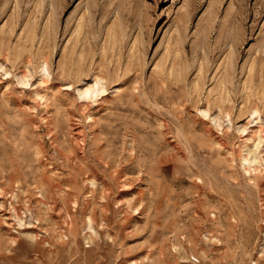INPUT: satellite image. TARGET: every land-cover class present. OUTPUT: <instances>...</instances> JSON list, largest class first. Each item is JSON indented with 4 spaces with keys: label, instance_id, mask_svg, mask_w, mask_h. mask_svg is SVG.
I'll list each match as a JSON object with an SVG mask.
<instances>
[{
    "label": "rangeland",
    "instance_id": "374dc122",
    "mask_svg": "<svg viewBox=\"0 0 264 264\" xmlns=\"http://www.w3.org/2000/svg\"><path fill=\"white\" fill-rule=\"evenodd\" d=\"M0 264H264V0H0Z\"/></svg>",
    "mask_w": 264,
    "mask_h": 264
},
{
    "label": "bare ground",
    "instance_id": "6f19581e",
    "mask_svg": "<svg viewBox=\"0 0 264 264\" xmlns=\"http://www.w3.org/2000/svg\"><path fill=\"white\" fill-rule=\"evenodd\" d=\"M96 85H97V87L95 88L94 91L88 89V90L83 91V94H84L86 97H88V95H93V93H94V94L97 93V92L101 89V88H100L101 86H100V84L97 83V82H96Z\"/></svg>",
    "mask_w": 264,
    "mask_h": 264
}]
</instances>
